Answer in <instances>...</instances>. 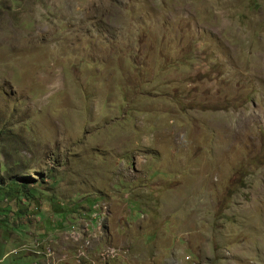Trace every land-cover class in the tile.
<instances>
[{
	"label": "rangeland",
	"instance_id": "obj_1",
	"mask_svg": "<svg viewBox=\"0 0 264 264\" xmlns=\"http://www.w3.org/2000/svg\"><path fill=\"white\" fill-rule=\"evenodd\" d=\"M0 182L5 263L264 264V0H0Z\"/></svg>",
	"mask_w": 264,
	"mask_h": 264
},
{
	"label": "bare ground",
	"instance_id": "obj_2",
	"mask_svg": "<svg viewBox=\"0 0 264 264\" xmlns=\"http://www.w3.org/2000/svg\"><path fill=\"white\" fill-rule=\"evenodd\" d=\"M92 200V199H91ZM87 206V208L86 209H89V206H90V204L89 205H82L81 206V208H83V207H86ZM94 206H96L95 208H94ZM102 204H98L97 203V201H93L92 202V208L93 209H96V210H98V213H97V215L96 214H94L93 216H89V223H90V227H89V235L91 236L90 238H88L87 240H86V244L85 245H83V247H81L82 249H84L85 250V252H86V254L85 255H83V256H88L89 254H93V252L91 251V249H92V247L93 246H97V245H101V241H93V242H88L91 238H94V237H92V236H94L95 234H100V232L102 231L103 232V230H102V228H103V222H104V220L106 219V218H104L103 220H102V222L99 224V225H97V221L100 219V218H102V217H104L105 215H108V212L106 211V207H103V211H102ZM84 209V208H83ZM77 215H79V218H77L78 220H79V222H76L75 220H77V219H75L74 220V231H73V236H75V234L78 236V235H80V233H81V236L82 237H84V236H87L88 235V230H87V227H85V224H86V222L88 221V215H89V213L88 212H85V210L81 213V212H77L76 213V216ZM92 229V230H91ZM43 236V235H42ZM39 241V242H38ZM34 243H35V245H34V247H39V245L41 246V245H44V243H42V241H41V237H40V239H38V240H35L34 241ZM76 244V243H75ZM44 248V247H43ZM42 249V248H41ZM43 253V252H42ZM39 254V253H38ZM99 254V253H98ZM47 255H50V251H49V249H46V256ZM58 257H59V255H58ZM80 257V256H79ZM99 258V257H98ZM100 258H103V256L102 257H100ZM99 258V259H100ZM34 260H39V258H36L35 256H34ZM33 260V261H34ZM59 263V261L57 262V264ZM82 264L83 263H85V262H81ZM40 264V263H39Z\"/></svg>",
	"mask_w": 264,
	"mask_h": 264
},
{
	"label": "crops",
	"instance_id": "obj_3",
	"mask_svg": "<svg viewBox=\"0 0 264 264\" xmlns=\"http://www.w3.org/2000/svg\"><path fill=\"white\" fill-rule=\"evenodd\" d=\"M4 211L7 212L9 210L4 209ZM32 216H33V213H32ZM14 217L17 219V215H14ZM27 221L31 222L32 219L27 217ZM33 221H34V223H36L35 221H37V220H33ZM21 222H22V224L26 225L24 221H21ZM33 225H34V227H33L32 232L29 233L28 231H26L25 232L26 233L25 236H22V235L19 236L14 231L8 232L7 236H4L2 234L3 238L0 239V249L6 248V247H10L11 249H13V248L18 247L21 244L30 245V244H32V242H33L32 240H33V238H34L36 233H38V235H40L42 232H43L42 234H45V235L52 234V230L49 228V226H45L44 228H42L41 224H37V225L33 224ZM40 237H42V236H40ZM47 238H48V236H47ZM25 253L27 254L26 257H30V260H28L26 258L25 259L22 258L21 260H18L17 264H30V262L32 261L33 257L31 256V254L29 252H25ZM32 253L35 254L36 258H39V259L41 258L40 254H38L39 250L38 251L37 250L36 251H32ZM1 259H0V264H16L15 260H10V261L5 263L4 262L5 258H3V260H1ZM51 264H53V263H51Z\"/></svg>",
	"mask_w": 264,
	"mask_h": 264
},
{
	"label": "built area",
	"instance_id": "obj_4",
	"mask_svg": "<svg viewBox=\"0 0 264 264\" xmlns=\"http://www.w3.org/2000/svg\"><path fill=\"white\" fill-rule=\"evenodd\" d=\"M91 210H92V203L90 204V211ZM102 211H103V206H102ZM89 214H90V212H89ZM66 218L68 221V222H66V224H68L70 227L67 226L68 230L63 232V233L60 232V233H58V235L64 234V235H67L68 237H71V236H73V231H74V220L77 219L76 213L72 216L68 215ZM85 227H87L88 238H90L91 236L89 235V227H90L89 215H88V221L86 222ZM87 239H85V241ZM51 240H52V237H49V239H42V237H41V241H42V243H44V252L41 254H44L45 257H46V245H50ZM32 244H33V242H32ZM62 248H63V246H62ZM79 250H80V248H79ZM109 251H110V249H109ZM60 255L62 257L59 256V263L58 264H78V262H85L86 264H97L96 260H97L98 254H96L95 252L93 254H89L88 256L73 257L72 251L64 252L63 250H61Z\"/></svg>",
	"mask_w": 264,
	"mask_h": 264
},
{
	"label": "trees",
	"instance_id": "obj_5",
	"mask_svg": "<svg viewBox=\"0 0 264 264\" xmlns=\"http://www.w3.org/2000/svg\"><path fill=\"white\" fill-rule=\"evenodd\" d=\"M12 180V179H11ZM11 182H13V186L11 187L15 192H16V194H18V192H19V186L22 188V191H23V196L24 197H27L28 195H29V188L27 189L26 188V186L25 185H23L22 183L20 184V185H18L17 183H14V181H11ZM1 183V182H0ZM10 188V189H11ZM10 189H8V192H9V190ZM7 192V193H8ZM6 193V196L7 195H9V194H7ZM16 197V196H15ZM13 199V198H12ZM25 200H27L26 198H24ZM93 201H95V200H91L90 201V204L93 202ZM26 204V202H23L22 204L21 203H19V205H20V207L21 208H24L25 207V210H26V208L30 205V204H28L27 203V205H25ZM89 205V204H88ZM63 206V205H62ZM38 207V206H37ZM37 207H36V209H37ZM39 208V207H38ZM72 208H74V206L73 207H71V209ZM10 211H12V209H9V211H7V214H9L10 213ZM52 212L54 213V212H56V210L53 208L52 209ZM45 214H46V216L44 217V218H41V216H40V212L38 213V215H39V221H44V220H46L47 218H49L48 217V213H46V212H44ZM7 214L5 215L6 217H7ZM16 214V212L15 213H13L12 214V216H14ZM64 217V216H63ZM66 222H68V221H66L65 220V222L62 220V218H61V220H60V222H58V223H56L55 225H54V227H53V229H54V232H56L57 234L58 233H63V232H65V231H67L68 230V227H70L68 224H66ZM68 226V227H67ZM42 235H44V234H42Z\"/></svg>",
	"mask_w": 264,
	"mask_h": 264
},
{
	"label": "clouds",
	"instance_id": "obj_6",
	"mask_svg": "<svg viewBox=\"0 0 264 264\" xmlns=\"http://www.w3.org/2000/svg\"><path fill=\"white\" fill-rule=\"evenodd\" d=\"M91 200V199H90ZM59 203V202H58ZM82 204V203H81ZM60 205H63L61 202H60ZM83 205H85V204H83ZM39 208H40V204H39ZM39 208H38V210H39ZM36 210V211H35ZM37 209H35V208H33V209H31L30 210V212L31 213H33V216L34 215H37L38 213H39V211H38ZM26 211H27V209H26ZM109 215H110V212H108V215H107V217H106V219L104 220V222H103V228H102V230L103 231H108V226H107V220H108V218H109ZM38 220L37 221H35V222H41V221H39V216H38V218H37ZM49 226V225H48ZM49 228L51 229V227L49 226ZM52 230V229H51ZM45 235V234H44ZM106 241H107V239H106ZM25 252H29V250L28 251H25ZM33 257V259H32V261L34 260V256H32ZM31 261V262H32ZM31 262H30V264H31Z\"/></svg>",
	"mask_w": 264,
	"mask_h": 264
}]
</instances>
